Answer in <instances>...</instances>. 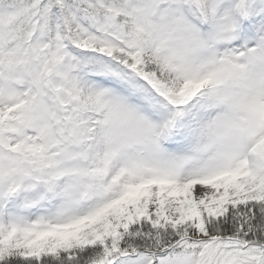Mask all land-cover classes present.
Returning <instances> with one entry per match:
<instances>
[{"label":"snow or ice","instance_id":"1","mask_svg":"<svg viewBox=\"0 0 264 264\" xmlns=\"http://www.w3.org/2000/svg\"><path fill=\"white\" fill-rule=\"evenodd\" d=\"M0 264H264V0H0Z\"/></svg>","mask_w":264,"mask_h":264}]
</instances>
